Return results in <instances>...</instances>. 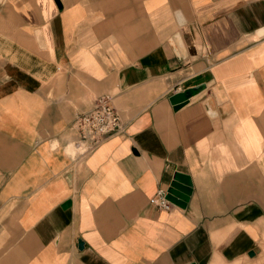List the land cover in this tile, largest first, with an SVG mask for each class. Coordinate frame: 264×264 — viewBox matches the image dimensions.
Masks as SVG:
<instances>
[{
  "label": "crops",
  "instance_id": "crops-1",
  "mask_svg": "<svg viewBox=\"0 0 264 264\" xmlns=\"http://www.w3.org/2000/svg\"><path fill=\"white\" fill-rule=\"evenodd\" d=\"M0 264H264V0L2 2Z\"/></svg>",
  "mask_w": 264,
  "mask_h": 264
},
{
  "label": "built area",
  "instance_id": "built-area-1",
  "mask_svg": "<svg viewBox=\"0 0 264 264\" xmlns=\"http://www.w3.org/2000/svg\"><path fill=\"white\" fill-rule=\"evenodd\" d=\"M74 128L77 132V149L80 153H87L107 137L122 131L124 125L110 97L103 96L94 101L91 109L77 115ZM169 194V191L159 188L153 199L154 204L159 209L170 210L174 202L168 198Z\"/></svg>",
  "mask_w": 264,
  "mask_h": 264
},
{
  "label": "water",
  "instance_id": "water-1",
  "mask_svg": "<svg viewBox=\"0 0 264 264\" xmlns=\"http://www.w3.org/2000/svg\"><path fill=\"white\" fill-rule=\"evenodd\" d=\"M200 89H201V87H195V88L186 89L182 92L175 93L174 95H172L170 97V101L172 104H177L181 101L186 100L192 94H194L195 92H197ZM174 179L177 182L185 184L186 186H190V181H189L188 177L185 175H181V174L175 175ZM173 185L177 186V183L174 182ZM169 192H170V194L168 195V198L172 202H175V200H177V199L183 200V201H186V199H187L186 194L181 193L180 191H178L175 188H170ZM175 198H177V199H175ZM79 244H80V246L82 245L81 243H79Z\"/></svg>",
  "mask_w": 264,
  "mask_h": 264
},
{
  "label": "rangeland",
  "instance_id": "rangeland-1",
  "mask_svg": "<svg viewBox=\"0 0 264 264\" xmlns=\"http://www.w3.org/2000/svg\"><path fill=\"white\" fill-rule=\"evenodd\" d=\"M4 1H6V0H0V4L2 3V2H4ZM74 150V149H73ZM74 152V151H73Z\"/></svg>",
  "mask_w": 264,
  "mask_h": 264
},
{
  "label": "bare ground",
  "instance_id": "bare-ground-1",
  "mask_svg": "<svg viewBox=\"0 0 264 264\" xmlns=\"http://www.w3.org/2000/svg\"><path fill=\"white\" fill-rule=\"evenodd\" d=\"M71 147H73V149H75V147H74V145H73V144H71Z\"/></svg>",
  "mask_w": 264,
  "mask_h": 264
}]
</instances>
